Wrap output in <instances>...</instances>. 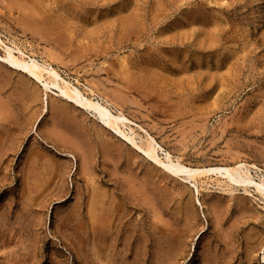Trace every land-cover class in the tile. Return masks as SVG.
<instances>
[{"label":"rangeland","instance_id":"obj_1","mask_svg":"<svg viewBox=\"0 0 264 264\" xmlns=\"http://www.w3.org/2000/svg\"><path fill=\"white\" fill-rule=\"evenodd\" d=\"M5 55L0 264H264V0H0Z\"/></svg>","mask_w":264,"mask_h":264},{"label":"bare ground","instance_id":"obj_2","mask_svg":"<svg viewBox=\"0 0 264 264\" xmlns=\"http://www.w3.org/2000/svg\"><path fill=\"white\" fill-rule=\"evenodd\" d=\"M12 1V0H10ZM21 1V0H20ZM24 1V0H23ZM9 2V1H8ZM28 2V1H27ZM17 3V2H16ZM25 3V2H24ZM30 3V2H29ZM8 5V4H6ZM24 5V4H23ZM28 6V3L26 4ZM31 6V5H30ZM41 8V7H40ZM20 8H18L19 10ZM35 10V9H32ZM31 10V11H32ZM37 10V9H36ZM20 12V10H19ZM37 12V11H36ZM25 13V12H24ZM23 13V14H24ZM22 14V13H21ZM35 14V13H34ZM33 14V15H34ZM39 14V13H38ZM36 14V15H38ZM26 15V14H24ZM32 16V15H31ZM30 16V17H31ZM39 16V15H38ZM41 17V15H40ZM39 17V18H40ZM35 18V17H34ZM38 18V19H39ZM43 18V17H42ZM31 19V18H30ZM28 21V20H27ZM32 21V20H31ZM30 21V22H31ZM43 21V20H42ZM26 22V21H25ZM29 22V21H28ZM35 22V20H34ZM40 26V25H39ZM25 27V26H22ZM44 27V26H43ZM24 29V28H23ZM35 29V27H34ZM38 30V29H37ZM36 30V31H37ZM39 32V30H38ZM173 43V42H172ZM173 45V44H172ZM171 45V46H172ZM168 47V46H167ZM165 48V47H164ZM165 50V49H164ZM174 50V49H171ZM9 53L12 54L11 52V48L9 47ZM164 52V51H163ZM167 52V51H165ZM153 53V52H152ZM149 54V53H148ZM157 54V53H155ZM160 55V54H159ZM155 56V55H154ZM161 56V55H160ZM157 57V56H156ZM160 58V57H159ZM0 59L3 62H7L9 64H11L12 66L16 67L17 69L20 70H24V71H28L29 73L33 74L36 78H41V66L37 63L34 62L33 59L31 60H25L23 58H19V57H15V58H11L9 56H1ZM148 60V59H147ZM154 60V58H153ZM175 60V58H174ZM162 61V60H161ZM184 61V60H183ZM151 62V61H150ZM181 62V61H180ZM170 63V62H169ZM171 67V64L170 66ZM173 69V67H172ZM49 71L51 73H53V77L51 78V83L54 85H57L58 87L60 86L58 84L57 78L59 77L58 73L52 68H49ZM46 83V82H45ZM60 89L62 91V93L66 96V98L70 101H73L74 103H76L77 105L85 108V109H90V110H94L96 111L100 118L109 126H111L113 129H115L117 132H119L120 134H122L124 137L128 138L129 140L133 141V138L129 135H127L123 130L118 128V125L116 124V120L118 118H121V116L118 115H113L111 113V111L109 110V108H107L106 106H103L101 104H99L98 102L93 101L90 98L85 97L79 89H77L76 87H69L68 90H65L63 87L60 86ZM2 101V100H1ZM3 104V103H2ZM1 105V104H0ZM60 105V104H59ZM4 107V105H2ZM56 107V106H55ZM4 111V108H2ZM1 109V110H2ZM4 115V114H3ZM139 147H141L140 145H138ZM143 149V151L145 152V154L154 159L155 161L162 163V161L159 159L158 155L156 154L155 151V147L152 145L151 142H149L147 144L146 147H141ZM53 166V165H52ZM166 166L168 168H170L173 173H176L177 171H184L186 174L188 175H193L195 172L201 173L203 171H210V172H224L225 174L234 177L237 181L241 180V181H248L251 182L252 180L250 178L247 177V172L242 171V166L241 164H237V165H233V166H203V167H188L185 165H179L176 162H169L166 164ZM54 177V176H53ZM188 177V176H187ZM262 193L264 194V186H263V190H261ZM117 205V204H116ZM117 216V215H116ZM104 217V216H103ZM96 218V217H95ZM101 219V218H100ZM111 220V219H110ZM92 222V221H91ZM102 222V221H101ZM116 222V221H115ZM114 222V223H115ZM118 223V222H117ZM110 224V223H109ZM107 226V225H106ZM113 226V225H112ZM232 226V225H231ZM230 228V227H229ZM180 242H182L181 240H179ZM227 241V240H226ZM112 243V242H111ZM183 243V242H182ZM185 243V242H184ZM177 244V243H176ZM103 245V243H102ZM110 246V245H109ZM182 246V244H181ZM183 247V246H182ZM109 249V248H108ZM181 249V247H180ZM108 251H105V253ZM104 253V254H105ZM107 255V254H106ZM207 261V260H206ZM209 262V261H208Z\"/></svg>","mask_w":264,"mask_h":264}]
</instances>
